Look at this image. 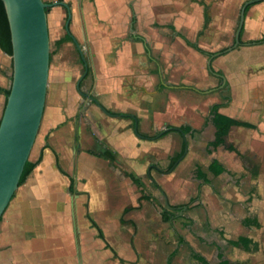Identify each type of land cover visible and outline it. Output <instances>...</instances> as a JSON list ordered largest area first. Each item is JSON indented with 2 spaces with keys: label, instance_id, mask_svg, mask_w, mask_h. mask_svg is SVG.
<instances>
[{
  "label": "crops",
  "instance_id": "1",
  "mask_svg": "<svg viewBox=\"0 0 264 264\" xmlns=\"http://www.w3.org/2000/svg\"><path fill=\"white\" fill-rule=\"evenodd\" d=\"M51 1L66 3L72 16L70 32L65 24L62 33V17L68 19V10L56 6L48 15L51 42L55 41L50 84L53 75L55 86L64 82L58 78L64 66L56 63L59 57L55 54L57 43L71 35L82 51L91 52L85 56L93 71L82 91L92 94L113 116L87 100L88 115L64 109L66 114L51 121L34 158H41L40 163L19 187L0 221V264H71L72 259L68 263L60 259L66 253L69 258L75 254V264H168L170 256L176 252L177 257L182 248L167 250L155 244V236L161 237L165 228L151 226L156 217L148 206L151 200L155 202L150 196L152 183L165 198V207L170 206L169 200L180 206V190L190 195V210L182 209L179 215L193 221L195 238L205 245L198 244L194 250L210 264H220L218 250L230 264H264V44L245 45L243 54L223 58L220 65L226 76L220 75L225 81L219 78L230 93L228 102L222 99L225 95L211 102L205 94L161 82L159 55L151 54L149 48V38L160 39V31L167 28L195 43L180 30V17L174 24L169 22L184 10L166 19V14L163 18L152 14L149 0ZM262 5L259 19H248L247 26L245 21L242 42L246 44L264 37V29L258 34L259 24L264 26ZM185 12L191 15L193 10ZM71 45L76 47L74 41L62 44ZM112 45L118 46L115 54H110ZM12 76L13 59L0 48V121ZM242 94L252 119L242 117L246 107L237 104ZM215 104L223 105L221 114L253 125L230 129L228 139L236 151L222 146L212 153L206 151L209 135L202 131ZM182 127L190 128V133L170 130L161 134ZM186 144L187 154L170 168ZM107 151L115 161L103 157ZM196 166L206 181L195 175L192 184H186ZM128 174L140 178L142 185ZM162 213L160 220L166 224ZM138 221L142 224L138 233L148 243L143 245L144 240L135 237L128 249L124 225ZM182 237L178 234L179 245L185 244L180 242ZM241 238H246L245 247L232 245ZM211 246L217 262L208 252Z\"/></svg>",
  "mask_w": 264,
  "mask_h": 264
},
{
  "label": "rangeland",
  "instance_id": "2",
  "mask_svg": "<svg viewBox=\"0 0 264 264\" xmlns=\"http://www.w3.org/2000/svg\"><path fill=\"white\" fill-rule=\"evenodd\" d=\"M46 3H52L51 0H44ZM60 1V0H59ZM151 1L152 6V14L155 12L159 15L157 17L167 19L171 14L176 13L180 10L183 11V15L180 13L174 15L169 22L174 24L177 18H181V21L178 22L182 24L180 26V30L187 35V37L199 45L206 54L203 55L198 51L194 50L193 48L186 45L184 40L180 37L175 35L173 31L169 28L166 30H162L160 39L158 38H149V48L151 50V54H158L159 55V66L161 67L162 71L160 74V81L164 82L168 86H176L178 90H192L197 92V94H205L208 96V99L211 102L221 101L222 97L225 104L228 102V95L230 94L226 89L222 87V81L219 77L214 76L208 70V61L209 58L216 53L223 52L224 50L232 47L235 42V34L239 23L240 18V11L245 2L248 0H149ZM262 4L264 1L258 5L253 6L249 13L247 14L246 18V26L248 25V19H252L256 16L257 19L263 13ZM53 8V7H52ZM52 8H49L47 12V16L52 14ZM192 9L193 12L191 15H186L185 10ZM154 9V10H153ZM209 9V12H208ZM262 9V11H261ZM206 12V13H205ZM161 13V14H159ZM188 16V17H187ZM191 17V18H190ZM205 17L207 19H205ZM206 20L207 27H204ZM67 22V18L62 17V26L60 27L62 33L65 32V24ZM188 26L189 28H187ZM264 29L262 23L258 26V34L261 33L260 31ZM50 33V30H49ZM163 34L165 36H163ZM54 37V34H53ZM51 41V38H50ZM54 42H51V51L55 49ZM245 44H241L240 47L236 48L235 50L226 53V55H222L217 57L213 60L212 66L214 71L225 75L222 70V63L220 62L223 60L224 57L230 54H243L241 49L245 47L246 41H243ZM194 43V44H195ZM242 43V37H241ZM121 44H119L120 46ZM243 45V46H242ZM118 46L112 45V49L110 50V54H115L117 51ZM58 54H55L59 57L56 63L58 65H63L64 68L60 70V75L58 78L64 82L60 87L54 85V77L53 81L50 84V77H49V86L47 92V99H46V106L45 112L42 120V124L40 127V131L31 152L30 160H34L36 153L40 147V141L42 140L44 134L49 128L51 121L59 115L66 114L63 112L64 109L70 110L73 114L77 115H88L87 111V100L83 96H81L76 88L75 85L79 79V77L83 74V66L80 64V56L77 48L71 45L69 48L65 46L58 47ZM84 51V49H83ZM84 54H91L89 50L84 51ZM157 55V56H158ZM54 56V57H55ZM73 69V70H72ZM76 71V75H73L72 72ZM71 73V74H70ZM226 76V75H225ZM86 81V80H85ZM85 81L82 82V90ZM244 92V91H243ZM192 96V94H191ZM246 97L242 94V99L238 101V105H244L246 107L242 110V117L243 119H252V113L250 111V106L245 102ZM65 104V106H63ZM248 105V106H247ZM86 106V108H85ZM241 107V106H240ZM248 107V108H247ZM68 114V112H67ZM190 180L187 182L194 181L193 178L195 177V168L192 169L190 172ZM154 183L150 184L151 186V194L150 196L155 200L150 202V210L153 212L155 219L152 220V227H163L165 228L164 234L155 236L158 240L155 241V244L159 245L162 248L170 250V248H174L179 246L182 248L181 253L173 257V264H199L197 260H195L193 254L196 253V248H198V244L205 246L203 240L199 243L195 238V231L193 229V221L190 218H185V220H191L192 223L185 227L183 226L182 220H173L171 223H162L160 220L161 211L164 210L166 203L165 198L162 196L159 189L154 188L158 187ZM192 184V182H191ZM153 190V193H152ZM185 189L180 190V194L182 195V201L180 206L182 207L184 212L185 210H190V206H192V202L190 200V195H186L183 192ZM167 197L169 195L167 194ZM172 203L169 200L170 207L174 206L171 205ZM175 207V206H174ZM186 207V208H185ZM148 210V209H147ZM149 211V210H148ZM189 215V213H188ZM126 226V237H125V244L127 248H131L133 246V240L135 237H140L143 242V245H146L148 242L146 240L145 235L138 233V226H142L140 221L134 223V225H124ZM196 228V227H195ZM204 228L206 231L207 226L204 224ZM134 234V235H133ZM178 234L184 236L185 244L179 245L178 243ZM162 239V240H159ZM188 242V246L187 243ZM142 245V243H141ZM142 245V247H143ZM194 246V247H193ZM118 248V247H117ZM195 249V250H194ZM208 252H212V259L216 262V251L214 247H210ZM207 254V251L205 252ZM75 254L68 256V254H61L60 259L63 260L65 263L70 262L71 264H75ZM117 256V255H115ZM210 256V255H209ZM70 260V261H69ZM162 260V257H161ZM219 263V262H218ZM217 263V264H218Z\"/></svg>",
  "mask_w": 264,
  "mask_h": 264
},
{
  "label": "water",
  "instance_id": "3",
  "mask_svg": "<svg viewBox=\"0 0 264 264\" xmlns=\"http://www.w3.org/2000/svg\"><path fill=\"white\" fill-rule=\"evenodd\" d=\"M9 20L13 46V78L10 95L0 123V221L19 189L25 166L37 140L42 124L50 77L51 41L47 10L63 6L68 10L66 22L70 32L71 12L64 2L46 3L44 0H2ZM264 0H248L240 11L234 45L223 52L213 54L208 61L209 71L225 81L224 76L214 71L212 63L217 57L241 46V34L246 21V10ZM71 36V35H70ZM73 41L83 56L80 44ZM83 61L86 63L83 56ZM87 67V63H86ZM81 96L95 103L108 116H113L96 98L81 90ZM182 132L179 128L166 129ZM138 133V126L135 125ZM161 134L159 136H161ZM188 152V145L182 157ZM182 159V158H181Z\"/></svg>",
  "mask_w": 264,
  "mask_h": 264
},
{
  "label": "trees",
  "instance_id": "4",
  "mask_svg": "<svg viewBox=\"0 0 264 264\" xmlns=\"http://www.w3.org/2000/svg\"><path fill=\"white\" fill-rule=\"evenodd\" d=\"M60 1H62V0H60ZM251 7L252 6H249L247 8L246 14L249 12ZM48 10H47V12H48ZM243 31H242L241 37L243 35ZM183 39L185 40V42L188 46L192 47L193 49H195L196 51H198L199 53H201L203 55H208V54H206V52L202 48L199 47L198 44L191 43L190 41H188L184 37H183ZM66 41H73V38L70 35H66V37H64L63 39H61L57 43V46L58 47L61 46ZM242 44H243V42H242ZM248 44L252 45V46L264 44V37H262L261 39H258V40L251 41ZM0 48L5 53L10 55L11 57L13 56L11 30H10V25H9V20H8L7 13H6L5 5H4L2 0H0ZM12 78H13V76H12ZM12 78H11V80H12ZM10 90H11V88L6 90V92H5L6 104H7V98L10 95ZM222 106H223L222 104H215L211 107L210 114L206 120V123L204 125V129L202 131V132H207L209 135L208 143L206 146V151L208 153H212V152L216 151L221 146L224 147L226 150L236 151L235 147L233 146L232 143H230V141L228 139L230 129L233 126L253 127V125H251L249 123L242 122L239 120H235L231 117H228L226 115L221 114L220 108ZM0 123H1V121H0ZM181 130H182L184 135H188L191 131V129L188 127H182ZM184 152H185V147H184L182 153L172 160L170 168H172L177 163V161L183 156ZM103 157H105L106 159H108L110 161H115V157L109 151L105 152L103 154ZM40 161H41V158H39L36 161L29 160L27 162L25 169H24V172H23V175L21 177L20 183H19V187L22 186L26 182V180L31 175V173L34 171V169L38 166ZM214 165L219 166L218 163H215ZM222 171H223V168L221 166H219V172H222ZM195 173L199 179H202L204 182L206 181L205 175L203 174V172L199 166H196ZM128 176L137 185H140V186L142 185L140 178H137L133 174H128ZM182 209H183L182 207H175L174 208V207L166 206L163 210V213H162L163 221L166 223H169V222H172L173 220L178 219V220H182L184 222L183 226H185V227L189 226L192 223V221L191 220H185V218L183 216L179 215L180 210H182ZM244 223H246V222L244 221ZM92 224L94 227H96L98 229L100 238L104 239L103 233L98 228L97 224L94 221H92ZM180 242H182V243L185 242L184 237H182L180 239ZM231 243L233 246H236V247L237 246H244L245 247L246 238H241L240 240L233 241ZM175 254H176V252H174L170 256L168 264L172 263V258H173V256H175ZM194 258L197 261H199L200 264H210L204 256H202L198 253H194ZM218 259L220 261V264H230V262L225 258L224 254L220 250H218Z\"/></svg>",
  "mask_w": 264,
  "mask_h": 264
},
{
  "label": "flooded vegetation",
  "instance_id": "5",
  "mask_svg": "<svg viewBox=\"0 0 264 264\" xmlns=\"http://www.w3.org/2000/svg\"><path fill=\"white\" fill-rule=\"evenodd\" d=\"M79 56H80V64L83 66V74L79 77V79L86 73V71H87V74H86V76H85V78L82 80V82L83 81H85V80H87V79H89L90 78V76H91V74H92V71H93V69H92V64H91V61H90V59H88L86 56H85V54H83V56H84V58H85V61H86V63H87V67H86V63L83 61V56H82V54H79ZM78 79V80H79ZM78 82V81H77ZM82 82H81V84H80V86H82ZM76 87H77V84H76ZM81 90H82V88H81ZM91 96H93L92 94H90ZM94 97V96H93ZM85 98V100H89L88 98H86V97H84ZM95 98V97H94ZM92 104H95V103H93L91 100H89ZM96 105V104H95ZM97 106V105H96Z\"/></svg>",
  "mask_w": 264,
  "mask_h": 264
}]
</instances>
